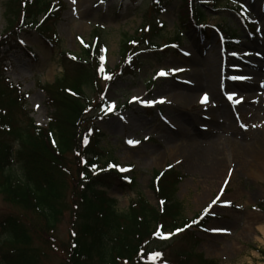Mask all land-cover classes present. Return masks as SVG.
Instances as JSON below:
<instances>
[{"label":"rangeland","instance_id":"rangeland-1","mask_svg":"<svg viewBox=\"0 0 264 264\" xmlns=\"http://www.w3.org/2000/svg\"><path fill=\"white\" fill-rule=\"evenodd\" d=\"M60 1L66 8L54 23L58 48L49 46L35 32H22L17 36L20 45L14 41L9 52L4 53L8 45L0 49L5 77L28 94L26 110L34 123L45 127L53 112L46 106V95L39 86L52 84L61 76L59 50L77 57L82 43L91 41L93 32L98 31L104 58L100 67L105 72L98 92L87 90L85 96L93 108H103L94 109V118L86 123H92L103 135L101 163H111L115 170L134 179L132 188L113 183L101 190L116 201L118 213L126 212L130 202L138 198L161 209L151 180L154 171L171 169L181 179L174 201L180 204L182 220L199 218L205 212L212 215L205 216V225L197 226L202 231L189 225V231L200 240L195 251L216 264H264L260 254L264 252V178L249 173V168L255 170L257 164L253 155L264 154V83L260 78L250 82L242 73L253 69L255 52L251 47L264 35V0H220L215 8L205 9L207 26L227 30L229 44L213 29L207 31L205 41L193 30L185 29L177 47L167 40L177 33L180 0H165V11L153 14V20L158 19L165 28L163 36L154 41L158 49L149 50L143 45L136 67L124 76L117 74L120 44L125 35L132 36L139 27L146 0ZM5 2L0 0V36L8 26ZM245 14L255 24V36L247 34L242 20ZM21 46L29 47L34 56L27 57ZM213 65L222 73L219 80H213L218 99L206 85L210 80L208 68ZM161 71L166 75H158ZM247 83L253 85L250 92L242 91L240 86ZM197 85L200 87L194 91ZM176 93H191L194 97L178 102ZM202 96H207L206 102H202ZM238 100L241 103L235 107ZM115 110L119 111L115 114ZM188 119L192 120L186 123ZM194 136L203 137L202 152L207 155L201 163L187 158L182 151L194 142L188 137ZM130 140L138 141L133 144L136 148L126 145ZM13 168L20 172L15 161ZM208 171L217 174L207 176ZM7 212L11 210L0 201V215ZM71 216L70 209L65 211L54 231L60 249L69 245ZM173 242L160 247L158 257H173L178 248ZM156 254L149 261L162 260ZM53 257L48 264H61L60 257Z\"/></svg>","mask_w":264,"mask_h":264},{"label":"trees","instance_id":"trees-1","mask_svg":"<svg viewBox=\"0 0 264 264\" xmlns=\"http://www.w3.org/2000/svg\"><path fill=\"white\" fill-rule=\"evenodd\" d=\"M164 4L165 0H148L142 25L122 38L117 74L130 75L139 48L161 37L162 27L153 14L162 12ZM217 4L219 0H182L181 29H196L204 22V9ZM4 10L8 26L0 43L14 31L35 29L52 47L58 46L53 23L63 10L61 2L6 0ZM102 47L94 31L75 59L59 51L62 75L42 87L46 106L53 111L45 127L34 124L26 110L27 95L7 81L0 61V201L11 210L0 215V264H48L55 255L61 264H216L195 251L199 240L187 230L190 222L182 220L180 204L174 201L181 179L173 170L153 172L151 189L161 209L138 198L118 213L116 201L101 190L113 183L134 186L133 178L111 163H101L102 134L86 123L95 108L85 92L97 93L100 87ZM14 161L19 173L13 170ZM69 209L71 238L68 247L60 249L53 235ZM198 222L194 226L204 224ZM180 229L169 241L162 239ZM173 240L178 244L173 257L156 255L162 260L149 261Z\"/></svg>","mask_w":264,"mask_h":264},{"label":"bare ground","instance_id":"bare-ground-1","mask_svg":"<svg viewBox=\"0 0 264 264\" xmlns=\"http://www.w3.org/2000/svg\"><path fill=\"white\" fill-rule=\"evenodd\" d=\"M251 47V46H250ZM252 50H254L255 54L252 56L253 58V63H254V67L252 70H244L242 71L243 75L246 76L248 79H250L251 81L250 82H253L256 81L257 78H260V80L262 79V82L264 83V35H262V39H260L259 41H256L253 45H252ZM208 75H209V78L210 79L208 82H206V85L208 86L207 88L209 89L208 91H210L211 93H215L213 94V96L217 95V99L220 97L216 92H215V87H214V81L216 82L215 79L219 80L218 77L219 75H221V70L220 69H217V67H215V65H213V67L211 68H208ZM214 80V81H213ZM240 86H242V91H245V92H250L251 89L253 88V85H251L250 83H247V84H241ZM199 85L195 86L194 87V91L196 89H199ZM176 100L175 101H181V99H190L191 97H194V94H191V93H187V94H183V93H179L177 94L176 93ZM190 96V98H189ZM199 99V98H198ZM198 118V117H196ZM194 118L193 120L192 119H188L186 120L185 122H189L192 120V123L193 124V121L196 119ZM189 124V123H188ZM182 133H186L184 132L183 130H181ZM190 136V135H188ZM201 138L203 137H200V136H194L193 137H188L189 140H192L194 142L190 143L188 145V147L186 148H183L182 151L184 152L185 156L191 160H194V161H199L201 163V161H204L206 159V155L203 154V148H205L202 144L203 142H201ZM263 138H264V135H263ZM203 147V148H202ZM232 150V149H231ZM263 154V152H262ZM231 156V154L229 155ZM254 157H252V159L257 163L256 164V167H255V170H252L249 168V173L259 179L261 178H264V154L263 155H253ZM216 159V158H215ZM214 159V162H216ZM249 162V161H248ZM247 163V162H246ZM251 164V162H249ZM248 164V163H247ZM197 166L200 164H196ZM209 169V168H208ZM207 169V170H208ZM227 171H225L224 174H226L228 172V169H226ZM207 176L208 175H214V174H217V172H213V173H210L209 171L206 173ZM219 174V172H218ZM235 199V197H234Z\"/></svg>","mask_w":264,"mask_h":264},{"label":"snow or ice","instance_id":"snow-or-ice-1","mask_svg":"<svg viewBox=\"0 0 264 264\" xmlns=\"http://www.w3.org/2000/svg\"><path fill=\"white\" fill-rule=\"evenodd\" d=\"M73 2H75V0H73ZM73 59H75V57H73ZM103 57H101V61H103ZM99 72L101 73V74H104V72H105V70H104V68H103V66H101L100 68H99ZM158 75H160V76H164V75H166V73L164 72V71H161ZM104 78L105 79H110V77H108L107 75H104ZM233 79H244V77H233ZM233 97L230 95L229 97H228V99L229 100H231ZM207 96H205L204 98H203V100H202V102H206L207 101ZM149 104L151 103V102H148ZM128 143L129 144H136V143H138V141H128ZM221 194H222V191H221ZM217 200L219 199V196L216 198ZM216 201L214 200L213 201V204L215 203ZM227 203V202H226ZM177 231H182V229H180V230H177ZM157 256H159V253H157L156 254Z\"/></svg>","mask_w":264,"mask_h":264}]
</instances>
